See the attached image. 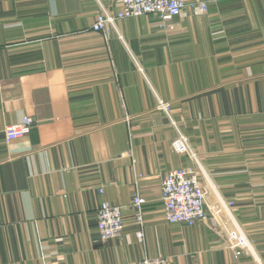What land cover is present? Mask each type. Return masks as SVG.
Wrapping results in <instances>:
<instances>
[{"label": "crops", "instance_id": "obj_1", "mask_svg": "<svg viewBox=\"0 0 264 264\" xmlns=\"http://www.w3.org/2000/svg\"><path fill=\"white\" fill-rule=\"evenodd\" d=\"M202 1L173 30L147 14L96 32L120 0H0V264H264V0ZM25 116L31 132L8 141ZM178 167L209 191L193 226L164 215ZM104 201L122 206L120 238L99 237ZM230 221L254 255L228 247Z\"/></svg>", "mask_w": 264, "mask_h": 264}, {"label": "built area", "instance_id": "obj_2", "mask_svg": "<svg viewBox=\"0 0 264 264\" xmlns=\"http://www.w3.org/2000/svg\"><path fill=\"white\" fill-rule=\"evenodd\" d=\"M120 9L116 14L103 10L100 12L92 29L96 32H107L117 20L123 18L157 15L163 27L173 30L170 23L177 16H182L186 7L195 14H205L208 4L202 0H120ZM160 107L169 110V105L161 102ZM36 120L31 116L23 117L19 122L11 124L5 129L8 141L24 137L31 132ZM172 148L178 153H189L190 144L185 135H180L172 142ZM208 189L203 184L200 175L192 168L178 167L170 170L162 183L161 200L164 215L170 223H181L193 226L208 217L207 196ZM147 199L140 190H136L132 199L136 223L141 227L137 236L143 240L144 206ZM214 214H221V209L212 207ZM124 218L122 206L108 201L101 203L97 210V229L101 240L120 238L124 233ZM228 239V247L237 256L242 254L254 255V248L248 238L236 227L232 221L225 222L223 227ZM136 264H169V258L164 256L143 257Z\"/></svg>", "mask_w": 264, "mask_h": 264}, {"label": "bare ground", "instance_id": "obj_3", "mask_svg": "<svg viewBox=\"0 0 264 264\" xmlns=\"http://www.w3.org/2000/svg\"><path fill=\"white\" fill-rule=\"evenodd\" d=\"M236 223V222H235ZM238 225V224H237Z\"/></svg>", "mask_w": 264, "mask_h": 264}]
</instances>
